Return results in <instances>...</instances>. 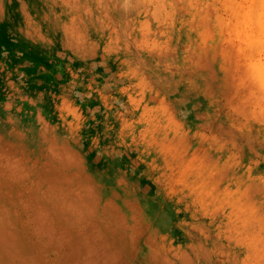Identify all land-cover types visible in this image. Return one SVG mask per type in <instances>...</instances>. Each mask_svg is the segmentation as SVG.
<instances>
[{"label": "bare ground", "instance_id": "6f19581e", "mask_svg": "<svg viewBox=\"0 0 264 264\" xmlns=\"http://www.w3.org/2000/svg\"><path fill=\"white\" fill-rule=\"evenodd\" d=\"M29 2L0 0V23L89 70L85 90L66 65L62 98L76 84L100 104L122 152L114 168L140 190L107 188L79 127L57 105L46 120L41 97L7 83L37 114L24 124L27 106L7 104L0 125V264H264V74L219 41L220 17L184 16L188 0ZM116 67L126 80L113 82ZM95 125L82 124L86 144Z\"/></svg>", "mask_w": 264, "mask_h": 264}, {"label": "rangeland", "instance_id": "374dc122", "mask_svg": "<svg viewBox=\"0 0 264 264\" xmlns=\"http://www.w3.org/2000/svg\"><path fill=\"white\" fill-rule=\"evenodd\" d=\"M12 1L14 2V0H12ZM26 1H27V3H30L29 0H26ZM188 1H189V3H188L187 12L189 14L185 12L186 14H184V16H186V17L198 16L202 19L206 18L208 21H210L211 16L208 14V10H209V13L212 12V20L215 17L219 16L220 17L219 18V25H220L219 29H220V33H221V35L219 36V38H220L219 41L221 40V43L229 45L230 48L233 49L236 56H239L240 59H242L243 61H246L247 64L251 65V68L254 69L253 71H255V69H256V72L260 71L258 73L262 72V74H264V64H263L264 63V0H230L228 2H226L225 0H188ZM14 4L15 3L12 4L13 7H15ZM255 11H256L255 16L251 15V12H255ZM17 13L18 12H15L13 17H12L14 24L21 23V21L23 20V19H21L22 18V16H20L21 14L18 13V15H17ZM211 21H210V23H211ZM255 22H259L257 24L258 28H256L257 26H255V24H256ZM253 25H254V27H253ZM6 26L9 27L6 24L4 25V23H0V27H1L0 32L4 31L3 32L4 34L0 33V47L3 44V42L6 41L5 39L11 40V39L18 38L19 33L15 34L13 32L14 36L13 35L9 36L8 34L12 33V31H10V33H8L7 32L8 30H6ZM9 28H11V27H9ZM2 29H4V30H2ZM23 43H25V45H22V47L30 46L27 42H21V44H23ZM31 48L35 49L34 51H35V54H37V56H40V55L44 56L43 57L44 60L41 61V60L36 59L35 61H33V63L30 62L29 64L22 66L20 68V71H19L20 75L17 77L16 73H14L13 77H10L11 78L10 80H13L15 83H13L12 85H14L15 88L20 90L18 92V94L16 93V95L25 96V97L27 96V98L29 97L28 98L29 100H31L30 97H32V98L33 97H41L40 98L41 99V106L37 110V109H33V107H30L28 102L26 104L25 101L19 102L18 99H13V96L11 94H7V91H9V88L7 87V82L2 83V80H1V82H0V85H1L0 86V107L3 108L4 116L3 115L0 116L1 117L0 118V125H3L5 127H6V125H8L7 120L9 117V110L10 109L7 107V106H9L7 104H15L16 103V105H21V107L27 106L26 109H24V111L22 109L23 113H20V115L18 116V118H20V121L23 122L24 124L30 123V121H32L31 119H33V116L37 113L43 114L45 119L48 121L57 122L56 121L57 118L55 119L56 115H54V116L51 115L52 110H55L54 107H55V105H57L61 109V110H59V113H62L66 116V120L68 121V123L72 122L73 125H71V126L73 128L79 127V130L77 132L75 130L72 133H74V135L79 139V143L81 144L80 149L83 152L80 154L83 156V158L86 160H87V158H89L90 162L92 163L91 166H93V167L97 166L98 168H105V170H107L108 175H107L106 179H107V181L110 182V184H108L107 188H110L111 184H114V185L118 184V189H121L123 191H128V190L132 191L133 190L132 192H135L136 190H140V187L132 188V185L130 183H127V185H125L124 182L127 180V175L123 172L124 170L114 168V166L117 167L116 163H119L120 160L122 159V154H121L122 152L118 150L119 144L114 141V138L112 136L113 132L111 130L112 127L110 126L111 124L107 122V119L101 113V107H99L100 104L98 102H92L91 98L88 96L83 97L84 96L83 88H81L80 85H76V84H75V91L73 92V94L70 93L68 95V97H65L64 99L62 98V94H61L60 90L63 89V85H65V83H66V81L63 79V76H62L63 71L66 68L69 70L70 78L68 79V81H69L68 83H70V81L73 79V77L79 76L81 74H84L85 75L84 79L88 81L87 73L89 72V70H87L86 68L84 70H81V69L79 70V68H75L72 66V64H69L70 62H72L71 59L70 60L68 59V61H70V62L66 61L67 58L62 59L59 56L61 51L59 50L60 46L58 44L48 45V46L36 45V46H31ZM24 54H25V56L30 54L31 57H33L32 52L30 53V52L26 51V52H24ZM47 57L48 58L50 57V60ZM58 59H59V61H58ZM97 62H99V61H97ZM66 65H67V67H66ZM256 66L258 68H256ZM33 68L35 69V71ZM251 68H249V69L252 71ZM53 69H55V70H53ZM118 69L119 68H117V67L114 69L111 68L112 71H118V72H116V76H114L115 79L113 78V76L108 75L105 78V80H103V81L107 82V81H112L113 79H114L113 82L126 80L123 77L124 70L120 68V71H119ZM257 69H259V70H257ZM1 74L4 75V71H2L1 67H0V75ZM33 83H34V85H33ZM101 83H102V80H101ZM24 85H26V86H24ZM89 86L91 88H94V85L88 81V85L85 87V90ZM112 92H115V90H112ZM42 95H43V97H42ZM56 95L60 96V99H58V98L55 99L54 100L55 103H54L53 97ZM76 99H78V100H76ZM87 100H88V102H87ZM91 103H92V105H91ZM86 105H88V106H86ZM35 110H37L38 112L33 115L32 113L36 112ZM98 114H99V120L96 119V116ZM86 118L89 120H92V122L97 124V125H95L96 130H95V132H93L94 134L92 133L91 134L92 136L90 135L92 140L95 139V142L93 145H91L92 140H90L89 143L86 144V137H85V135L82 134L83 133L82 132V124ZM93 118H95V119H93ZM3 121H5V122H3ZM77 145H78V143H77ZM82 147L85 149H83ZM91 147H95V148L92 149ZM108 151H111L113 154L109 153ZM89 152H90V154H89ZM113 158H114V160H113ZM120 184H122V185H120ZM123 185H125V186H123Z\"/></svg>", "mask_w": 264, "mask_h": 264}, {"label": "crops", "instance_id": "0c3cea01", "mask_svg": "<svg viewBox=\"0 0 264 264\" xmlns=\"http://www.w3.org/2000/svg\"><path fill=\"white\" fill-rule=\"evenodd\" d=\"M6 30H8L7 31L8 33H10V31H12V33L8 34L9 36L10 35H13L14 36L13 32L15 34L16 33H19V34H18V38H16V39H11V40L10 39L9 40L8 39H5L6 41L3 42V44L1 45V48H0V53H1L0 54V64H1L0 67H1V70L4 71V73L5 72H8L10 70H12V71H15V70L20 71V68L22 66H25V65L29 64L30 62H33V61L36 60L37 55H35V53H34L35 52L34 51L35 49L34 48H30L31 46H36V45L32 44L30 41H28V40L25 39V35H24L25 28H23V29L20 28V30H17V29H12V28H9V27L6 26ZM8 41H10V42H8ZM21 42H27L30 46H28V47H22V45H24L25 43L20 44ZM26 51H28L30 53L32 52L33 53V57H31V55L29 54V55H27L28 56V59L27 58L24 59L23 56H25V55H24L23 52H26ZM15 52H17V53H15ZM22 54H23V56H22ZM14 73H16V72H14ZM14 73H12V75ZM9 74H11V73H9ZM0 76L3 77V74H1ZM10 79L11 78H9L8 81H7V79H6V81H5V79H3L2 80V83L3 82L4 83L7 82V83H11V84L15 83L13 80H10ZM0 82H1V79H0Z\"/></svg>", "mask_w": 264, "mask_h": 264}]
</instances>
